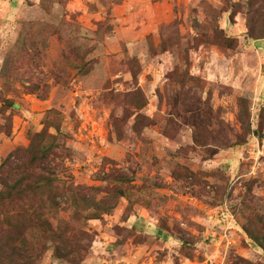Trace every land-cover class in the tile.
Masks as SVG:
<instances>
[{
  "label": "rangeland",
  "instance_id": "1",
  "mask_svg": "<svg viewBox=\"0 0 264 264\" xmlns=\"http://www.w3.org/2000/svg\"><path fill=\"white\" fill-rule=\"evenodd\" d=\"M125 1L0 0V182L46 130L63 182L118 193L101 220L73 206L30 215L32 264H264L247 233L264 239V0L183 3L133 37L116 16ZM83 57L87 75L74 69ZM197 113L208 121L198 144ZM21 209L3 210L11 254L7 219Z\"/></svg>",
  "mask_w": 264,
  "mask_h": 264
},
{
  "label": "trees",
  "instance_id": "2",
  "mask_svg": "<svg viewBox=\"0 0 264 264\" xmlns=\"http://www.w3.org/2000/svg\"><path fill=\"white\" fill-rule=\"evenodd\" d=\"M81 60L82 66H75L74 69L84 75L90 74V61L87 62L85 57ZM31 90L35 91V87L29 88V91ZM142 96H144L142 91L138 90L136 93V99L133 102V106L137 111L144 108V103H141ZM8 104L11 107H14V103L11 101H8ZM203 117L204 116L201 113H197L192 119V125L197 133L195 138L197 144L201 143L203 137L206 138V134L203 135L202 132L205 131L208 133V121L203 119ZM145 121V117L137 114L135 127L137 129L142 128V126L145 125ZM149 125L150 123L146 126L148 127ZM55 129L58 131L57 128ZM201 134L202 137L199 136ZM60 146L61 143L58 142V136L51 134L46 130L41 133H36L32 135L30 147L27 149H19L11 156L20 155L19 159L21 160L23 158L24 161L16 167L11 166L8 170L4 171L6 176L3 174L1 175L4 179L0 184L6 186L7 190L0 193V264H4L7 260H10L13 264H32L35 249L30 247V241L27 237V231L34 227L33 221L28 219L32 214L45 212L48 208H51L55 212H61L66 211L73 206L76 208L78 218L90 221L101 220L105 215H109L117 207V203L114 204L112 199L118 198V193H108V197L98 199L96 194L98 196V193H104L102 187L75 186L63 182L60 175L64 169H59L60 167L57 164L53 167L51 163V158L57 157L54 154L55 150L59 149ZM8 163L9 160L5 162L4 167ZM15 171L16 173H23L24 178L18 180L13 185H10L8 180L12 177ZM119 180L124 181L126 179L122 176ZM25 181H29V183H26L25 185ZM88 193L94 194L92 196ZM20 199L26 200V203L23 204ZM7 203L24 210L22 216L20 215L15 218L9 217V219H7L9 224L12 225V228L16 231L11 240L12 254L9 253L6 246L2 244V239L4 237V232L2 230V216L4 207ZM60 224L66 225L64 220H60ZM62 229L63 228H60L57 235V253L59 256L68 257L70 255L67 249V243L69 240L68 231H63ZM247 233L260 248L264 249V239L258 238L251 232ZM64 250L68 253L63 254Z\"/></svg>",
  "mask_w": 264,
  "mask_h": 264
},
{
  "label": "crops",
  "instance_id": "3",
  "mask_svg": "<svg viewBox=\"0 0 264 264\" xmlns=\"http://www.w3.org/2000/svg\"><path fill=\"white\" fill-rule=\"evenodd\" d=\"M196 0H126L122 6L116 10V16L123 25L122 32L130 37L143 34L147 18L152 17L155 23L171 22L175 19L176 6H186L195 4ZM146 5L141 6L142 3ZM139 7L138 13L132 14V10ZM118 13V14H117ZM145 15L147 17H145ZM133 42V41H130Z\"/></svg>",
  "mask_w": 264,
  "mask_h": 264
},
{
  "label": "built area",
  "instance_id": "4",
  "mask_svg": "<svg viewBox=\"0 0 264 264\" xmlns=\"http://www.w3.org/2000/svg\"><path fill=\"white\" fill-rule=\"evenodd\" d=\"M263 147H264V141H263Z\"/></svg>",
  "mask_w": 264,
  "mask_h": 264
}]
</instances>
